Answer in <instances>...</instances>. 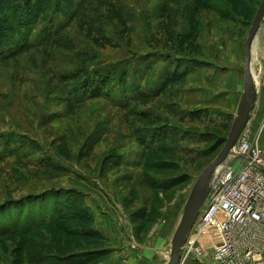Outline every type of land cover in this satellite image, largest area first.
Masks as SVG:
<instances>
[{
    "label": "rangeland",
    "instance_id": "374dc122",
    "mask_svg": "<svg viewBox=\"0 0 264 264\" xmlns=\"http://www.w3.org/2000/svg\"><path fill=\"white\" fill-rule=\"evenodd\" d=\"M70 1L47 0L37 24L22 30L17 25L0 55V204L74 190L92 219L88 226L70 227L74 233L92 229L101 240L70 238L51 227L26 236L31 221L7 238L0 219V264H40L28 258L33 249L27 244L46 232L57 247L76 248L79 242L83 250H110L91 263L103 264L114 253L104 223L124 227L126 215L134 217L137 235L139 225L149 232L163 216L176 214L180 221L196 181L225 144L220 149L233 121L228 115L234 118L237 111V99L232 106L230 97L189 90L213 83L220 63L243 58L240 42L262 2ZM184 71L182 86L161 89L166 74ZM110 77L113 82L97 98L76 92L92 79ZM196 111L205 113L190 120L187 115ZM263 123L256 106L246 132L264 155ZM163 135L169 156L145 152ZM159 158L173 167L153 169ZM179 178L184 180L175 186L172 180ZM186 261L182 249L180 264Z\"/></svg>",
    "mask_w": 264,
    "mask_h": 264
},
{
    "label": "trees",
    "instance_id": "16d2710c",
    "mask_svg": "<svg viewBox=\"0 0 264 264\" xmlns=\"http://www.w3.org/2000/svg\"><path fill=\"white\" fill-rule=\"evenodd\" d=\"M46 1L47 0H0V55L4 54L7 47L12 43V38L17 34V25H20V29L22 30V27L26 26L30 28L32 25L35 26L37 24L41 16L45 14ZM58 4L70 6L71 1L62 0V2ZM56 9L58 10L59 7L57 6ZM62 28L63 27H58L55 33L58 34ZM200 66L207 67L209 64L201 62ZM116 73L117 71L115 70L113 74L115 75ZM186 74V71H184V74L180 72H170L166 74V80L161 84V89L164 88L165 91V89H170L174 86H182ZM107 79L101 83L92 79L90 82L88 81L85 86H80L76 92L87 98H97L102 95V88L113 82L111 77ZM204 113L203 111H196L189 113L187 116L190 120H196ZM228 117V121L233 119L232 115H228ZM225 141L226 139H223V142L219 140L220 149ZM167 149L171 150L172 148L166 146L164 135L161 137V140L157 142V146H145V152L153 155L161 151L156 155V158L159 157V154L169 156V151ZM160 159L161 158L158 160ZM169 163L170 162L160 160L159 163L154 164L153 169H170L174 164ZM182 180L184 179L179 178L172 181L176 186L179 185ZM166 187L168 188L170 186H165V188ZM47 192V194L28 195L19 200L10 199L12 201H5L0 204V219L3 220L5 225L2 230L5 233V237L11 238L13 236L12 234H20V231L16 230L15 227L17 228V226H22L31 221V227L27 228V232H24L26 236H31L34 230L36 231L38 229L37 232H39L51 227L55 230H59L62 234L70 238L101 240L99 234L92 229L87 231L85 230L86 228H79L80 232L74 233L75 230L70 227L73 223H76L77 226L81 225V227L88 226L92 219L87 209L83 206L81 199L82 195L79 192L74 190L58 191L54 193H49L50 191ZM34 208H36L37 211H34ZM47 219H49V222H46ZM35 224L36 226H34ZM151 224L150 222V225ZM26 225L29 226V224ZM137 230L142 233L136 235L137 239L142 235L146 236L148 233L144 231V229L142 230L141 225L137 227ZM38 235V241L28 243L27 245L33 249L31 256H28V258L35 259V261L38 260L40 264H91L95 261L99 262V260L105 259V257L110 254V250L106 249L99 251L91 249L83 250L84 244H80L79 242H74L77 245L76 248L65 243H62L65 246L61 245L57 247L50 238L51 234L48 233L47 235L46 232V235L40 233H38ZM32 237H35V234L32 235Z\"/></svg>",
    "mask_w": 264,
    "mask_h": 264
},
{
    "label": "built area",
    "instance_id": "2783aa9c",
    "mask_svg": "<svg viewBox=\"0 0 264 264\" xmlns=\"http://www.w3.org/2000/svg\"><path fill=\"white\" fill-rule=\"evenodd\" d=\"M197 264H264V155L244 131L212 175L184 248Z\"/></svg>",
    "mask_w": 264,
    "mask_h": 264
},
{
    "label": "crops",
    "instance_id": "0c3cea01",
    "mask_svg": "<svg viewBox=\"0 0 264 264\" xmlns=\"http://www.w3.org/2000/svg\"><path fill=\"white\" fill-rule=\"evenodd\" d=\"M240 43L243 58L232 59V64L223 65L220 63L218 68L215 69L217 74L213 83L211 81V84L201 83L199 88H191L193 90L189 91L207 89L212 91L215 97H230L233 99L232 106L234 99H237L235 101L236 110L243 91L245 70V42L241 41ZM250 66L257 87L256 106L259 108V112H264V27L260 28L252 43ZM126 216L125 221L123 220L124 227L120 226L119 223L117 226L112 223L113 226L109 228L106 223L103 225L105 230L103 232L109 242V247L114 250L109 260L103 264H166L169 258L171 240L179 223L176 214L167 218L163 216L157 223L152 225L146 236L142 235L140 239L136 238L134 224L132 223L135 220L134 217ZM122 228L125 229V235ZM183 264L197 263L189 260Z\"/></svg>",
    "mask_w": 264,
    "mask_h": 264
},
{
    "label": "water",
    "instance_id": "95a60500",
    "mask_svg": "<svg viewBox=\"0 0 264 264\" xmlns=\"http://www.w3.org/2000/svg\"><path fill=\"white\" fill-rule=\"evenodd\" d=\"M263 22L264 0H262L256 11L245 40L244 86L228 137L217 157L205 168L196 181L186 201L182 217L171 240L169 258L166 264L181 263V251L205 203L209 181L214 172L227 162L229 155L232 154V149L237 145L241 135L251 122L257 102V87L250 66L251 46Z\"/></svg>",
    "mask_w": 264,
    "mask_h": 264
}]
</instances>
